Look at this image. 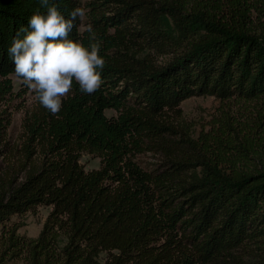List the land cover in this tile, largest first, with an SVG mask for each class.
Here are the masks:
<instances>
[{"label":"trees","instance_id":"1","mask_svg":"<svg viewBox=\"0 0 264 264\" xmlns=\"http://www.w3.org/2000/svg\"><path fill=\"white\" fill-rule=\"evenodd\" d=\"M212 1L214 13L174 0H49L66 18L85 9L70 39L87 47L95 36L103 84L86 94L74 82L56 115L37 100L20 147L0 112V264H264V0ZM37 9L47 11L0 0L1 77L14 74L8 50ZM193 96L242 103L243 118L224 113L195 132L181 109ZM142 153L158 162L142 165ZM83 154L99 167L85 169ZM39 206L50 210L38 235L19 234L12 216Z\"/></svg>","mask_w":264,"mask_h":264},{"label":"clouds","instance_id":"2","mask_svg":"<svg viewBox=\"0 0 264 264\" xmlns=\"http://www.w3.org/2000/svg\"><path fill=\"white\" fill-rule=\"evenodd\" d=\"M46 13L37 9L29 19L28 31L21 27L13 38L9 55L14 62V75L36 94L42 107L51 114L61 111L62 101L73 90L93 94L103 84L105 59L100 56V43L93 35L89 45L70 39L76 21L85 15L84 8H75L66 18L55 3L40 0ZM92 32V27L88 26ZM20 32H27L21 39Z\"/></svg>","mask_w":264,"mask_h":264},{"label":"rangeland","instance_id":"3","mask_svg":"<svg viewBox=\"0 0 264 264\" xmlns=\"http://www.w3.org/2000/svg\"><path fill=\"white\" fill-rule=\"evenodd\" d=\"M83 4L86 0H79ZM185 5L187 9L204 10L208 13H214V5L212 0H174ZM217 14V13H216ZM85 19V15L82 17ZM257 25L253 26V30ZM84 26H81V30ZM169 59L164 55L158 60L166 62ZM7 81L11 82L10 87H7ZM6 82V83H4ZM37 103L36 94L29 89L22 80L16 78L14 74L6 77L0 76V112L5 113L9 117V125L6 130L5 140L11 145L20 147L25 140L24 121L25 117L35 110ZM242 103L222 102L214 96H193L181 103L183 117L193 126L195 132L207 130L223 117L224 113H230L238 118H243V110H239ZM229 108V109H228ZM108 116L115 115L111 109L105 111ZM0 144V165L3 168H8L6 160L7 148H3ZM142 165L158 162V158L151 153L139 154L136 158ZM81 164L85 169L99 167V158L90 154H83L80 159ZM22 180V175L19 176L17 182ZM50 208L39 206L33 212H26L22 216H12L9 222H19L21 226L18 233L28 238L36 237L42 227ZM5 264H26L25 257L22 255L17 259L7 261Z\"/></svg>","mask_w":264,"mask_h":264}]
</instances>
